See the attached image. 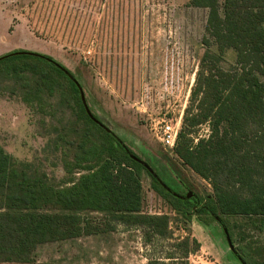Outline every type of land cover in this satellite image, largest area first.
Instances as JSON below:
<instances>
[{"label": "trees", "instance_id": "1", "mask_svg": "<svg viewBox=\"0 0 264 264\" xmlns=\"http://www.w3.org/2000/svg\"><path fill=\"white\" fill-rule=\"evenodd\" d=\"M188 4L208 10L205 49L171 157L207 181L211 193L195 200L168 192L130 148L89 117L78 86L63 68L48 56L8 54L0 59V77L14 80L24 101L42 108L48 104L45 96L58 95L71 115L53 127L49 142L65 172L60 182L42 164L20 161L0 144V263L31 264L41 245L102 233L118 224L143 230L149 240L171 239L172 216L143 211L145 174L185 225L177 222V227L187 232L186 225L200 213L218 218L244 264H264L242 235L241 244L234 245L229 221L248 218L258 231L264 229V0ZM229 49L235 61L223 69L222 55ZM204 125L209 134L197 137ZM91 213L101 215L103 225L93 223ZM171 248L167 261L157 264H189L186 259L199 243L188 234Z\"/></svg>", "mask_w": 264, "mask_h": 264}, {"label": "rangeland", "instance_id": "2", "mask_svg": "<svg viewBox=\"0 0 264 264\" xmlns=\"http://www.w3.org/2000/svg\"><path fill=\"white\" fill-rule=\"evenodd\" d=\"M188 2L0 0V57L19 51L50 57L80 86L89 112L145 163L151 176L173 193H191L197 200L211 193L208 182L167 155L150 131L153 117L166 112L177 117L186 97L187 106L192 74L205 49L208 10ZM210 50L216 52V47ZM234 61L235 52L229 49L220 65L228 69ZM44 101L48 104L42 108L24 101L14 80L0 77V144L20 161L42 164L60 182L65 172L49 142L55 136L53 127L71 113L59 104L58 95L45 96ZM196 135L205 137L206 126ZM141 183L143 211L172 216L171 239L149 240L143 230L118 224L102 233L41 245L31 264H157L173 251L172 243L188 234L199 243L186 259L189 264H241L216 218L200 213L186 232L152 190L150 177L144 174ZM89 217L103 225L101 215ZM229 221L234 245L241 244L242 235L254 256L263 260L264 229L258 231L248 218Z\"/></svg>", "mask_w": 264, "mask_h": 264}, {"label": "built area", "instance_id": "3", "mask_svg": "<svg viewBox=\"0 0 264 264\" xmlns=\"http://www.w3.org/2000/svg\"><path fill=\"white\" fill-rule=\"evenodd\" d=\"M193 76H195V72L192 74V77ZM192 83H193V78L191 79L189 85L191 86ZM186 100H187V97L177 117L170 118V116L168 117L170 113L166 112L165 114L155 116L151 119L150 131L152 135L161 143L163 150L170 156L173 155V149L175 147L178 132L181 127V121H182V116H183V112H184L185 105H186ZM171 112H173V110ZM146 114L149 117L151 116L149 113H146ZM204 126H206V131L208 135L209 128L207 125H204ZM207 264H222V263H220L219 261H210Z\"/></svg>", "mask_w": 264, "mask_h": 264}, {"label": "water", "instance_id": "4", "mask_svg": "<svg viewBox=\"0 0 264 264\" xmlns=\"http://www.w3.org/2000/svg\"><path fill=\"white\" fill-rule=\"evenodd\" d=\"M13 54H32V53H29V52H22V51H19V52H16V53H13ZM2 57H0V59H1ZM72 77V76H71ZM73 79V78H72ZM74 80V79H73ZM74 82L76 83V81L74 80ZM76 85L78 86V88H79V90H80V93H81V98H82V101H83V104H84V106H85V109H86V112L88 113V115H89V117L94 121V122H96V123H99L98 122V120L89 112V110H88V108H87V105H86V103H85V99H84V95H83V92H82V90H81V88H80V86L76 83ZM107 129V128H106ZM109 132H110V130L109 129H107ZM139 162L140 163H142L146 168H147V166L145 165V163L142 161V160H139ZM148 169V168H147ZM157 179V178H156ZM158 180V179H157ZM159 181V180H158ZM160 182V181H159ZM161 183V182H160ZM162 184V183H161ZM162 186L165 188V189H167V191L168 192H170V193H172L173 195H175L176 197H178V198H190V197H192V194L191 193H187L186 194V196H179V195H177V194H175V193H173L169 188H167V187H165L163 184H162ZM216 219H218V218H216ZM222 226V225H221ZM222 228H223V231H224V234H225V237H226V240H227V242L229 243V245H230V247L231 248H233L234 249V247L232 246V244H231V242H230V240H229V237H228V235H227V233H226V230H225V228H224V226H222ZM237 254V253H236ZM237 257H238V259H239V261L241 262V264H244V262L240 259V257L237 255Z\"/></svg>", "mask_w": 264, "mask_h": 264}, {"label": "flooded vegetation", "instance_id": "5", "mask_svg": "<svg viewBox=\"0 0 264 264\" xmlns=\"http://www.w3.org/2000/svg\"><path fill=\"white\" fill-rule=\"evenodd\" d=\"M199 206H201V203L199 204Z\"/></svg>", "mask_w": 264, "mask_h": 264}]
</instances>
